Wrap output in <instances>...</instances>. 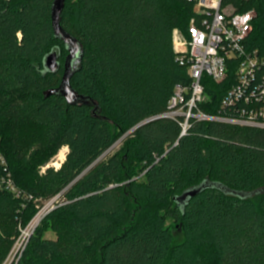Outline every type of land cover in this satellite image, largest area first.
<instances>
[{
  "label": "trees",
  "instance_id": "16d2710c",
  "mask_svg": "<svg viewBox=\"0 0 264 264\" xmlns=\"http://www.w3.org/2000/svg\"><path fill=\"white\" fill-rule=\"evenodd\" d=\"M54 1L0 0V264L56 197L17 264H264V127L192 119L182 135L181 119L159 118L131 131L191 85L173 31L187 32L194 4L65 0L60 25L84 51L71 105L57 92L68 51ZM223 4L254 10L245 48L264 59V0ZM236 67L220 83L204 77L202 112L241 117L246 103L223 104ZM263 84L259 62L251 87ZM63 147L61 166L43 169Z\"/></svg>",
  "mask_w": 264,
  "mask_h": 264
},
{
  "label": "built area",
  "instance_id": "2783aa9c",
  "mask_svg": "<svg viewBox=\"0 0 264 264\" xmlns=\"http://www.w3.org/2000/svg\"><path fill=\"white\" fill-rule=\"evenodd\" d=\"M194 4L195 17L190 20L186 33L173 31V48L181 65L188 67L190 87L176 85L169 100L167 111L160 116L181 119L182 135L186 133L190 120L215 121L235 125L264 127V84L258 90L251 87L255 68L264 59L251 56L245 48V40L252 30L254 10L229 11L231 4L224 0H186ZM237 61V83L223 100L225 106L244 102L241 117L223 118L210 116L199 109L204 102L203 79L209 77L222 82L228 73V62ZM0 160L4 158L0 155ZM14 192L13 183L9 184Z\"/></svg>",
  "mask_w": 264,
  "mask_h": 264
},
{
  "label": "water",
  "instance_id": "95a60500",
  "mask_svg": "<svg viewBox=\"0 0 264 264\" xmlns=\"http://www.w3.org/2000/svg\"><path fill=\"white\" fill-rule=\"evenodd\" d=\"M64 1L65 0H55L51 14L52 25L55 35L65 44L66 50L68 51V55L64 63L63 77L61 80V84L57 89V92L60 93L67 100L69 104L76 105L81 101V97L77 95V93L72 89L70 80L73 74L75 73L78 64L81 62V59L83 58L84 51L80 43L72 35L66 32L60 25L59 17L64 6ZM59 58H60V53L57 52H52L46 57L45 67L48 72L56 73L60 69ZM47 94L49 95L50 93ZM162 117L163 116H158L145 120L136 127H134L131 131H134L135 129L141 127L142 125ZM112 148L109 151H111ZM109 151H107L105 154H107ZM195 193L196 191L190 192L189 196L194 195Z\"/></svg>",
  "mask_w": 264,
  "mask_h": 264
},
{
  "label": "rangeland",
  "instance_id": "374dc122",
  "mask_svg": "<svg viewBox=\"0 0 264 264\" xmlns=\"http://www.w3.org/2000/svg\"><path fill=\"white\" fill-rule=\"evenodd\" d=\"M228 9L231 12L236 11V9L233 6H230V8ZM208 99H209L208 94L204 95L203 103H206ZM120 147H121V140H119L116 143L114 150H112V152H109L107 154H112L114 151L118 150ZM64 148H67V147H63L62 149ZM60 151L50 160L49 164H47L43 169H46L50 166L58 168L57 164L61 165V162L63 161L59 159ZM60 201L61 199H59V197L52 199L37 213V215L29 222V224L25 228L20 229L21 231H20L19 237L16 239V242L13 245L10 255L7 258V260L4 262V264H17L18 263L23 251L26 248V245L29 241L30 236L35 232L36 228L42 223V220L45 218V216H47L52 210H54V208ZM45 235L46 237L55 236V234L50 230H48Z\"/></svg>",
  "mask_w": 264,
  "mask_h": 264
},
{
  "label": "bare ground",
  "instance_id": "6f19581e",
  "mask_svg": "<svg viewBox=\"0 0 264 264\" xmlns=\"http://www.w3.org/2000/svg\"><path fill=\"white\" fill-rule=\"evenodd\" d=\"M67 151H68V148H64V149H62V150L60 151V153H59V159H60V160H62V161L65 160ZM61 163H62V162H61ZM57 166L60 167L61 165L57 164Z\"/></svg>",
  "mask_w": 264,
  "mask_h": 264
}]
</instances>
